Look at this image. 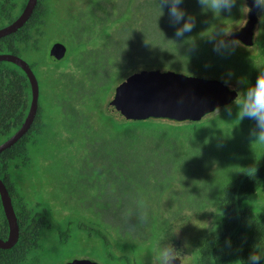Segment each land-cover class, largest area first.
Here are the masks:
<instances>
[{"label": "trees", "instance_id": "trees-1", "mask_svg": "<svg viewBox=\"0 0 264 264\" xmlns=\"http://www.w3.org/2000/svg\"><path fill=\"white\" fill-rule=\"evenodd\" d=\"M27 2L0 0V28L15 19ZM242 2L237 0L232 13L222 11L217 15L200 7L197 0H184L180 7L186 18H193L195 26L177 39L174 33L181 25L170 24L168 10L160 8L159 0H69L66 7L51 0H39L24 27L0 38V54L24 58L38 77L44 75L49 84L60 88L62 98L58 99V104L65 113L64 121L71 127L68 129L75 124L86 127L87 121L98 118L103 122L106 155L101 150L99 158L90 159V165L97 168L93 174L96 172L98 177L93 178L91 173V187L101 189L104 173L108 194H113L114 199L120 196L124 224L135 220L136 216L140 219L144 211L140 200H144L148 205V219L146 222L140 219L138 232L145 231L148 236L153 217L161 216L156 206L161 208L164 200L151 198L148 187L161 192L171 181L176 187L165 188L178 189L181 181L169 176L171 170L185 174L199 166L217 167L213 171L214 178L206 181L210 182L206 188L211 192V203L205 205L202 217H211L212 225L198 247V264H248V257L254 252L264 256V207L254 204L255 197L264 192V150L253 156L247 150L241 154L254 121L237 120L238 109L233 103L230 104L231 115L225 110L226 106L220 113L198 122L163 119L123 122L108 113L107 105L118 86L129 77L152 69L218 78L238 84L244 93L264 71V13L254 47L234 43L232 49L223 54L213 50V38L221 39V29L238 28L239 25L234 24L243 18ZM56 41L68 46L66 57L57 62L49 56V49ZM9 85L13 95H18L22 88L26 93L27 110L31 105L32 87L26 73L14 63L0 62L1 119ZM13 102H21L20 97ZM34 126L38 130L37 140L18 142L10 148L12 160L18 157L14 150L20 151V146L26 144L29 152L31 146L40 143L41 135L49 129L45 114L42 123L38 117ZM146 141L155 147H148L141 155L132 152L139 151ZM27 159L31 165V157ZM84 164L87 165L86 158ZM177 202L183 219L188 218L187 214L183 216L187 209L199 211L191 209V204L189 208L183 207L180 199ZM19 206L25 213L22 202ZM0 208L5 216L3 207ZM159 222L156 221V229ZM165 224L164 228L168 229L172 225L169 220ZM122 226L118 228L120 236L121 231L126 234L131 228L127 224L128 229L122 230ZM110 244L106 239V246ZM117 250L122 254L110 256L115 264L132 263L127 248Z\"/></svg>", "mask_w": 264, "mask_h": 264}, {"label": "rangeland", "instance_id": "rangeland-1", "mask_svg": "<svg viewBox=\"0 0 264 264\" xmlns=\"http://www.w3.org/2000/svg\"><path fill=\"white\" fill-rule=\"evenodd\" d=\"M51 1L62 7H66L69 3V0ZM241 2L243 3V8L247 7L246 0H241ZM232 12L233 10L231 13ZM247 14L248 12L245 10L242 20L240 22L237 21L234 26L237 24L239 28L244 25L247 20ZM231 31L228 32L230 33ZM258 33L259 26L257 29V37ZM223 36L224 35H222V37ZM51 64L53 63L49 65ZM40 77H38V79L39 83L41 81V102L49 129L44 135H41L38 145L30 147L32 165L28 168L21 167L20 169H16L18 171L13 174L14 182L19 192L23 197L29 200V207L32 209L36 208V210L41 211V213H43L45 209L50 216H53V213L55 215L63 214L69 211L66 205L68 204L66 202L68 197L71 195L77 198L79 197L77 192L85 191L86 199H88L91 206L95 205L97 209L102 210L107 215L108 226L106 229H103V233L105 234V238L108 239V242L111 243L110 246L107 247L103 243V239H100L99 236L93 232L91 239V256L93 259H97L101 264H115L116 262L112 261L110 256L117 257L122 254V251L117 249L127 248V253L132 262L131 264H154L156 248L165 243L172 244L173 246L176 244L178 245L182 264H198V247L201 243V239L209 232V227L212 225L211 217H202L205 205L211 203V192L206 188L207 183L210 184V182L206 181L214 178L213 171L217 169V167L214 165L204 169L202 166H199L188 170L185 174L182 171L171 170L169 176L174 180L178 179L181 181L178 189H166L171 188L172 185L175 186L171 181H169L166 186H163L161 192H158L154 187H148L151 198L154 200L164 199L161 208L156 206V209L161 212V216L158 217L159 219L154 218L155 216L153 217L152 225H150L151 227H149L148 231L149 235L147 236L145 231L138 232L141 223L137 216L135 220L128 221L127 224L131 225L130 232L124 234L125 231L123 229H128V226H126V223L124 224L125 218L121 209L122 202L120 201V196L114 199L113 194H108V182H106V178L102 186L104 189L102 190L95 187L92 189V187L89 188L87 186L80 188V184H74L73 180V176H76L79 169L85 166V158L87 160L86 166L90 168L93 174L94 171H97V168L94 169V167L90 165V159L93 157L99 158L101 150L104 152H102V154L106 155L105 150H103V148L106 147V139L102 136L103 132L105 133L103 122L98 118L96 121H87L88 124L86 127L75 124L72 129H68L69 124L66 120L64 121L65 113L63 108L58 104V99L62 98L60 88L49 84L44 75ZM229 84L232 88L238 89L241 93V88L238 84ZM221 111L222 108L213 114H218ZM148 147L152 149L155 146L153 143L146 141L140 146L139 151L132 150V152L141 155ZM163 149L166 150V146H164ZM245 150H247L250 156L260 154L264 150V143H254L249 137L247 146L244 147L241 154ZM89 154L90 156L87 159ZM225 157L227 158L226 155ZM104 158L106 159V156H104ZM194 175H196V177H194ZM92 177H96L95 179L98 178L96 172ZM90 180L91 178L88 179V181ZM187 180H190L191 183L187 184ZM149 191H147L148 194ZM177 199H180V203L183 204V207L189 208L188 204H191V209H199V211H190L189 208L187 209V213L185 212V214H183V216L187 214L186 217L188 218L183 219L182 215L179 214L178 208L180 206ZM38 202H40L42 206L37 207L36 204ZM254 204L264 207V192L255 197ZM79 212L82 213V211H77L76 214ZM79 218L80 217L77 216L74 220H79ZM167 220L172 223L169 229L168 227L164 228L166 225L165 221L167 222ZM132 221L135 223L133 224ZM156 221H160L159 225L163 223L160 225L161 227L158 225L157 229L155 226ZM97 223L100 224L98 220ZM120 226H122L123 230L121 231V233L123 232L122 236H120L118 229ZM85 237L86 235L84 232H80L77 228H74V243L72 242L73 240L68 244H63L60 241L52 243L51 246L53 245V250L51 253L56 251L58 257H56L54 253V255H51L49 258V262L46 263H59L64 256H68L70 251L74 250V247L76 250L79 240L83 245ZM76 241L77 243L75 244ZM118 251L121 253L119 254Z\"/></svg>", "mask_w": 264, "mask_h": 264}, {"label": "water", "instance_id": "water-1", "mask_svg": "<svg viewBox=\"0 0 264 264\" xmlns=\"http://www.w3.org/2000/svg\"><path fill=\"white\" fill-rule=\"evenodd\" d=\"M38 0H28L21 15L9 25L0 29V38L16 33L30 20ZM250 9L247 20L241 27L222 37L228 42H240L246 47H254L257 41V29L263 13L252 7V0H246ZM68 46L56 42L49 51L53 61L66 57ZM7 61L19 66L27 75L32 87V103L19 130L7 141L0 144V153L18 142L31 128L39 107V79L24 58L9 53L0 54V62ZM240 91L218 78L190 75L184 72L165 69L144 70L129 77L118 86L107 105L108 113L120 121H143L163 119L175 122H198L233 103ZM184 102L178 103L180 98ZM0 192L3 205L10 223L8 241L0 239V248L14 246L19 238V222L12 197L5 184L0 180ZM90 264H99L91 261ZM182 264V259L176 261Z\"/></svg>", "mask_w": 264, "mask_h": 264}, {"label": "flooded vegetation", "instance_id": "flooded-vegetation-1", "mask_svg": "<svg viewBox=\"0 0 264 264\" xmlns=\"http://www.w3.org/2000/svg\"><path fill=\"white\" fill-rule=\"evenodd\" d=\"M9 6L10 4L8 7ZM25 6L15 17V19H13L8 24L15 21L21 15L25 9ZM16 7H18V5H16ZM9 13H11V9H9ZM17 97H20L21 102H13V99ZM24 103H26L25 91L20 88L18 95H13L12 87L9 85L6 92L4 118H0V144L11 138L19 130L27 118L30 108L27 110ZM13 104L16 105L15 108H13ZM43 115L44 108L41 102L40 90L39 107L34 122H36L37 118L39 117L40 122L42 123ZM34 122L29 131L18 141L19 143L26 142L28 140H37L38 130L37 127L34 126ZM18 142H16L10 148L12 149V147L16 146ZM10 148L0 153V180L5 184L9 194L12 197L13 205L19 222V238L14 246L10 248H0V264H47L46 262H49V258L51 255L53 256L54 253L56 257H58L56 251L51 253L53 250V245L51 246V244L56 243L57 241H60L63 244L70 243L74 239V228H77L80 232L85 233L86 237L84 244L82 245L79 240L76 250L74 247V250L70 251V254L66 257L64 256L65 258L63 257L62 260L57 264H90L91 261L101 264L99 261H97V259H93L91 256V239L93 232H95L100 239H103V243L106 245L107 238H105L103 229H106L108 226L107 215L102 210L97 209L95 205L91 206V204L88 202V199H86L85 191L77 192L79 194V197L77 198L70 195L66 201L68 203L66 205L68 206L69 211L57 215L53 213L54 218L53 216H50L48 211L45 209L44 212L41 213V211H37L36 208H30L28 204L29 200L21 195L13 178L14 172L18 171L16 169H20L21 167L28 168L32 165H28L27 159L28 157H31L28 156L30 151H27L26 144L24 146H20V151L14 150L18 154V157L14 156L15 160H12L13 155L12 151H10ZM104 177L106 176L103 173V175H101V179H103L101 183V190L104 189V187H102L105 181ZM90 178L91 171L87 166L81 167L77 175L73 176L74 184L79 183L80 188L85 186L91 188V181H88ZM19 202H22V205L25 206V213L22 212L20 206L18 207ZM36 205L37 207L42 206L40 202H38ZM1 206L4 209L0 192V207ZM77 211H82V213L79 212L76 214ZM77 216L80 217L79 220H74ZM97 220L100 222V224L97 223ZM9 237V219L6 212L5 216L0 213V239L6 242L8 241ZM74 241L75 240L72 242L74 243ZM76 243L77 241L75 244ZM174 247L177 250L179 248L177 244L174 245Z\"/></svg>", "mask_w": 264, "mask_h": 264}, {"label": "clouds", "instance_id": "clouds-1", "mask_svg": "<svg viewBox=\"0 0 264 264\" xmlns=\"http://www.w3.org/2000/svg\"><path fill=\"white\" fill-rule=\"evenodd\" d=\"M184 0H159V6L163 10L167 8L168 17L172 26L181 25L176 28L174 33L177 39H181L186 33L191 32L195 26V21L191 16L186 18V13L181 9L180 5ZM197 3L206 10L219 15L222 11L231 13L236 6L237 0H197ZM252 7L260 13H264V0H252ZM250 11L244 7L243 11ZM227 28L221 29L222 35H227ZM235 42H228L213 38V50L219 54H223L232 49ZM183 97L178 103H183ZM233 104L237 107L236 118L239 121L248 119L254 121V127L249 131V137L254 143H264V71H261L253 86L247 88L244 93L238 94ZM229 115L232 114V107L227 106L225 109ZM140 206L144 210L140 217L141 222L148 219V205L144 200H140ZM179 251L172 244H162L155 250L154 264H176L180 260ZM264 256L257 255L255 252L248 257V264H262Z\"/></svg>", "mask_w": 264, "mask_h": 264}]
</instances>
